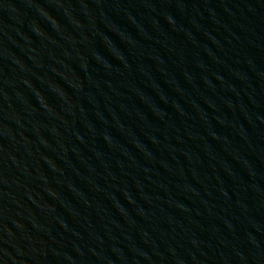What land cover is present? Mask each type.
Instances as JSON below:
<instances>
[{"label": "water", "instance_id": "obj_1", "mask_svg": "<svg viewBox=\"0 0 264 264\" xmlns=\"http://www.w3.org/2000/svg\"><path fill=\"white\" fill-rule=\"evenodd\" d=\"M0 264H264V0H0Z\"/></svg>", "mask_w": 264, "mask_h": 264}]
</instances>
